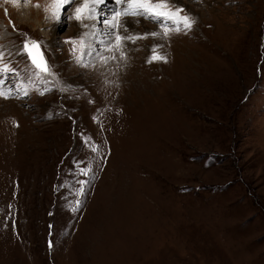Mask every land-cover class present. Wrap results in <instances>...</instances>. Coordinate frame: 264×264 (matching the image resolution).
I'll return each mask as SVG.
<instances>
[{
    "label": "rangeland",
    "instance_id": "1",
    "mask_svg": "<svg viewBox=\"0 0 264 264\" xmlns=\"http://www.w3.org/2000/svg\"><path fill=\"white\" fill-rule=\"evenodd\" d=\"M166 3L0 0V264H264V0Z\"/></svg>",
    "mask_w": 264,
    "mask_h": 264
},
{
    "label": "snow or ice",
    "instance_id": "2",
    "mask_svg": "<svg viewBox=\"0 0 264 264\" xmlns=\"http://www.w3.org/2000/svg\"><path fill=\"white\" fill-rule=\"evenodd\" d=\"M23 3H28L29 0H22ZM112 2L116 5L124 4L126 7L123 11H119L117 8L112 10V18L106 19L104 22L109 25V35H112L111 29L118 28L120 22L117 19L119 16H142L146 19H151L153 21L160 22L162 19L174 20V22L183 21L187 26L190 24L187 21V18L181 17L179 20H175V14L172 12L162 11L167 7L166 0H158L157 3L153 4L152 0H80L78 3L77 0H50L49 7L45 8L46 12H50L51 16L57 20L61 18V14L68 15L70 19L74 18L78 22L83 20H93L97 19V6L98 5H107V3ZM39 7V5H36ZM67 6V7H65ZM70 9H74L73 13H70ZM179 11V10H178ZM100 14L103 15V8L100 9ZM155 36L157 33H151ZM137 37L133 36H120V40H135ZM75 44V41H72ZM39 45L35 41H30L24 45L25 50H28L29 56L32 57V63L35 65L40 72L51 74L47 68L45 62L41 61L37 63V60L32 56L31 49L38 48ZM156 57H153L155 59ZM161 59H163L161 57ZM0 62H4L3 52H0ZM166 62V61H165ZM12 71L9 69L5 63L3 68H0V72H9ZM43 94V93H41ZM0 96H6V93L0 91ZM82 173L84 170H81ZM86 174V173H84Z\"/></svg>",
    "mask_w": 264,
    "mask_h": 264
},
{
    "label": "bare ground",
    "instance_id": "3",
    "mask_svg": "<svg viewBox=\"0 0 264 264\" xmlns=\"http://www.w3.org/2000/svg\"><path fill=\"white\" fill-rule=\"evenodd\" d=\"M109 4L107 3V8L109 9V7L110 6H108ZM103 6H105V5H103ZM107 12H108V10H107ZM26 15V14H25ZM109 15H110V13H109ZM109 17V16H108ZM133 22V21H132ZM131 23V22H130ZM93 24H94V22H93ZM78 25V24H77ZM78 27V26H77ZM81 27V26H80ZM104 27H105V32L107 33V34H109V25L107 24V23H105V25H104ZM77 29V28H76ZM83 29V28H82ZM97 28H96V26L95 25H92V23L90 24V26L88 25V28H87V35H88V37H87V39H89L91 36L92 37H95L96 38V40H98V41H100L99 40V37H98V33L97 32H95V30H96ZM114 31H112V29H111V32L112 33H117V32H120V31H118V30H116V28L115 29H113ZM55 31H56V28H55ZM82 32H83V30H82ZM53 33H54V31H53ZM52 36V35H51ZM98 37V38H97ZM111 37V36H110ZM50 41H51V46L53 47L54 46V41H55V34H53V36H52V38L50 39ZM101 42H103V41H100V43ZM123 42V41H122ZM129 43H125V47H124V49L126 48L127 49V47H132V46H129L128 45ZM109 47V46H108ZM116 47V46H115ZM115 47H112V48H110V49H115V51H116V48ZM129 48V49H130ZM110 49H108V50H110ZM124 51V50H123ZM27 52H28V50H27ZM110 52V51H109ZM117 52V51H116ZM121 52V51H120ZM28 54H29V52H28ZM136 54V53H135ZM115 56H117V55H115ZM43 57H44V55H43ZM118 57V56H117ZM116 57V58H117ZM105 60H107V61H109L110 59H108V58H106ZM101 61V60H100ZM103 62V61H102ZM95 63H97L96 64V69L97 70H99V71H103L104 69L106 70V67H108V68H110L113 64H114V62H108L107 64H106V66H104V65H100V62L98 61L97 62V60H96V62ZM116 64V63H115ZM117 65V64H116ZM134 67V66H133ZM114 71V70H113ZM112 75H113V77H115L116 75H117V72H116V74L115 73H112ZM111 75V76H112ZM111 79V78H110ZM112 80V79H111ZM115 81V80H114Z\"/></svg>",
    "mask_w": 264,
    "mask_h": 264
},
{
    "label": "water",
    "instance_id": "4",
    "mask_svg": "<svg viewBox=\"0 0 264 264\" xmlns=\"http://www.w3.org/2000/svg\"><path fill=\"white\" fill-rule=\"evenodd\" d=\"M37 43V42H36ZM38 44V43H37ZM39 45V44H38ZM31 52H32V56H34L37 60V63H40L41 61L45 62V59L43 57V53H42V50L40 48V46L38 48H33L31 49ZM30 57V56H29ZM31 61H32V57H30ZM47 65V63H46Z\"/></svg>",
    "mask_w": 264,
    "mask_h": 264
}]
</instances>
